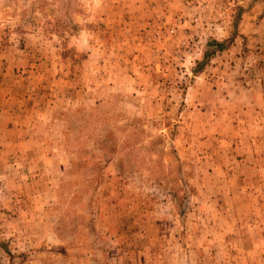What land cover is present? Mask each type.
Here are the masks:
<instances>
[{
    "label": "rangeland",
    "instance_id": "1",
    "mask_svg": "<svg viewBox=\"0 0 264 264\" xmlns=\"http://www.w3.org/2000/svg\"><path fill=\"white\" fill-rule=\"evenodd\" d=\"M0 264H264V0H0Z\"/></svg>",
    "mask_w": 264,
    "mask_h": 264
},
{
    "label": "trees",
    "instance_id": "2",
    "mask_svg": "<svg viewBox=\"0 0 264 264\" xmlns=\"http://www.w3.org/2000/svg\"><path fill=\"white\" fill-rule=\"evenodd\" d=\"M216 45L221 47L222 44H221V43H218V44L216 43ZM207 54H208V53H207ZM207 54H206V55H207ZM202 63H203V61L200 62V64H202Z\"/></svg>",
    "mask_w": 264,
    "mask_h": 264
}]
</instances>
